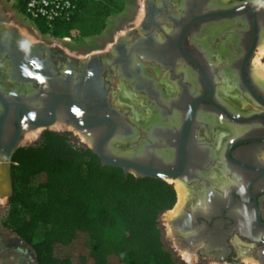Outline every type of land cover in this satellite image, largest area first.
Segmentation results:
<instances>
[{
    "label": "flooded vegetation",
    "instance_id": "1",
    "mask_svg": "<svg viewBox=\"0 0 264 264\" xmlns=\"http://www.w3.org/2000/svg\"><path fill=\"white\" fill-rule=\"evenodd\" d=\"M142 4L140 21L129 22L94 52L91 67L82 62L86 56L23 33L24 39L13 37L12 51L0 53V157L10 155L12 164L14 151L44 131L78 136L68 122L96 115L94 99L83 100L86 81L101 88L95 100L103 103L113 101L111 92L117 89L149 104L160 103L167 94L172 103L196 102L198 113L188 130H182L185 117L162 115H144L149 119L139 130L143 162L166 178L140 177L172 186L170 180L177 179L188 192L170 218L177 220V229L171 228L168 237L162 220V235L171 244L174 239L176 244L167 243L184 264L178 248L194 250L198 264H250L245 258L264 264V88L257 84L264 80H258L252 67L264 37V0ZM8 33L0 23V35ZM164 82L171 86L167 92ZM55 123L67 128L53 129ZM35 131L33 141L23 140ZM180 144L185 145L181 155ZM214 150L220 151L219 159Z\"/></svg>",
    "mask_w": 264,
    "mask_h": 264
},
{
    "label": "trees",
    "instance_id": "2",
    "mask_svg": "<svg viewBox=\"0 0 264 264\" xmlns=\"http://www.w3.org/2000/svg\"><path fill=\"white\" fill-rule=\"evenodd\" d=\"M17 2L23 10L26 0ZM118 8V0H79L71 20L52 28L41 21L38 28L89 36ZM11 160L3 225L32 248L37 264H179L158 220L176 201L171 184L102 165L90 148L54 131L17 148ZM35 176L40 180L32 186Z\"/></svg>",
    "mask_w": 264,
    "mask_h": 264
},
{
    "label": "water",
    "instance_id": "3",
    "mask_svg": "<svg viewBox=\"0 0 264 264\" xmlns=\"http://www.w3.org/2000/svg\"><path fill=\"white\" fill-rule=\"evenodd\" d=\"M0 23L11 32L0 35V53L10 52L13 48V37L21 36L23 39L26 37L19 32L16 26L6 22ZM254 45L256 44L253 42L251 51ZM96 58L97 53H91L82 62L91 67ZM63 83L65 81L62 78ZM257 84L260 88H264V82L257 81ZM100 89H95L91 81L85 82L83 100L94 99V112L96 115L82 120L76 119L75 122H68V124L78 133L79 138L80 136L84 138L85 141L82 142L98 156L102 165L120 167L124 172L132 173L136 177L149 175L155 178H166L162 171L160 172L156 167L146 165L143 162L145 153L144 148L139 144V130L143 123L149 119L143 118V116L185 117L184 128L182 129L185 131L188 130V122L191 117L198 113L196 112V102L189 106L180 104V102L172 103L166 100L168 98L167 94V97L163 99L161 97L163 101H160V103L149 104L137 101L135 96L132 97L131 92L123 91L125 96L121 95V89H117L111 92L113 101L103 103L101 100H95L96 96L101 97L99 94ZM254 96L258 99L256 95ZM118 98L119 100H116ZM184 148V144L178 145L180 155L183 154ZM12 192L10 155H7L0 157V196H5L7 200ZM168 223L174 231L177 229L178 222L176 219L169 220Z\"/></svg>",
    "mask_w": 264,
    "mask_h": 264
},
{
    "label": "rangeland",
    "instance_id": "4",
    "mask_svg": "<svg viewBox=\"0 0 264 264\" xmlns=\"http://www.w3.org/2000/svg\"><path fill=\"white\" fill-rule=\"evenodd\" d=\"M118 2L119 8L105 19V27L99 33L89 36H83L77 30H72L67 37L54 36L50 33H42L38 28V23L42 20H31L25 16L23 10L20 9L17 0H0V16L2 17L0 18V22H6L16 26L19 32L27 35L31 40L38 39L45 44L59 46L71 54L78 56H88L89 54L96 52L98 49L109 43L113 37L116 36V33L119 31V29L124 30L126 27H129V22L132 20H134V22L137 24L142 18L144 13L142 0H118ZM262 38L263 40H260V44L256 49L257 53H255L254 56L260 53L259 48L264 49V37ZM261 62L264 64V56H262ZM252 63H254L252 65L254 71L255 62L253 59ZM54 132L65 133L75 144L85 145L87 147V145L82 142L83 140L73 132ZM39 139L40 135L38 136L37 140L26 144H33L38 142ZM39 180L40 177L35 176L31 180L30 184L32 186H36L39 183ZM172 184L174 186L173 182ZM6 209L7 200L5 198L3 202H0V264H37L32 248L26 245L9 228L3 225ZM166 217L167 213L165 212H162L158 217L161 229V222L162 220L165 221ZM166 227L167 226L165 224V230ZM40 237L41 232H38L35 236V240L39 239ZM162 239L164 244L171 250L169 245L171 243L168 240L167 241L169 244L167 243V238L165 239V237L162 235ZM199 261L191 263L184 262L187 264H198ZM179 264L184 263L180 262L179 260ZM209 264L212 263L209 262Z\"/></svg>",
    "mask_w": 264,
    "mask_h": 264
},
{
    "label": "bare ground",
    "instance_id": "5",
    "mask_svg": "<svg viewBox=\"0 0 264 264\" xmlns=\"http://www.w3.org/2000/svg\"><path fill=\"white\" fill-rule=\"evenodd\" d=\"M140 15V14H139ZM262 17V16H261ZM0 18H2L1 16H0ZM238 40V39H237ZM262 40H263V38H262ZM260 43H258V45H259ZM199 45V46H198ZM198 47H199V49H200V52H202V55H203V57L205 58V59H207V61H209L210 62V60H209V52H208V50H206V48H204V44H203V42L202 41H199V43H198ZM263 47V46H262ZM260 50V53H258V54H256L255 56H254V58H253V61L255 62V65H254V74H255V76L258 78V80L260 79V80H264V64L261 62V59H262V56H264V49L263 48H259ZM255 53H257V52H255ZM254 64V63H253ZM256 79V78H255ZM257 80V79H256ZM164 85L165 86H167V88H165V90H166V92H167V89H170V84L169 83H165L164 82ZM217 98H219L220 97V95H218L217 94V96H216ZM52 128L53 129H56V130H65L66 128H67V126L66 125H64L63 123L61 124V123H55L53 126H52ZM68 128H70V127H68ZM238 131V130H237ZM234 133H235V131H234ZM36 136H37V132L35 131V132H31V133H27L26 135H25V138L23 139L24 141H33L35 138H36ZM81 139L83 140V141H85L84 140V138L83 137H81ZM220 151H213V154L219 159V156H220V153H219ZM223 173H225V168H223L222 170H221ZM220 174V173H219ZM220 179L222 180L223 179V176H221V174H220ZM227 179V178H226ZM170 181H172L173 183H174V188H175V191H176V193H177V201H176V204L171 208V209H167L166 211H165V213H167V217H166V219H165V224H167L168 222H169V220H170V218L172 217V216H174L176 213H178V211L181 209V207H182V205H183V203H184V200L186 199V197H187V189H186V187L179 181V180H177V179H173V180H170ZM223 181V180H222ZM226 182H228V181H226ZM234 182V181H233ZM6 197L5 196H0V202H3V200L5 199ZM200 200H202L201 202H202V204H203V201L205 202V197L202 199V195H200ZM207 201V200H206ZM169 224V223H168ZM169 227H166V233H167V231H168V237H170L171 238V227H170V225H168ZM173 241V242H172ZM171 242H172V244L174 243V244H176V242L174 241V239L172 238V240H171ZM178 250H179V252H180V254H181V256H182V258L185 260V262H187V263H191V262H195V261H197V260H199V258H198V256H197V254L195 253V251L194 250H192V251H187V250H184V249H181V248H178ZM245 261H247L248 263H250V264H255V262L251 259V258H245Z\"/></svg>",
    "mask_w": 264,
    "mask_h": 264
},
{
    "label": "built area",
    "instance_id": "6",
    "mask_svg": "<svg viewBox=\"0 0 264 264\" xmlns=\"http://www.w3.org/2000/svg\"><path fill=\"white\" fill-rule=\"evenodd\" d=\"M79 0H26L23 13L31 20L40 19L48 28L58 21H69L78 10Z\"/></svg>",
    "mask_w": 264,
    "mask_h": 264
}]
</instances>
